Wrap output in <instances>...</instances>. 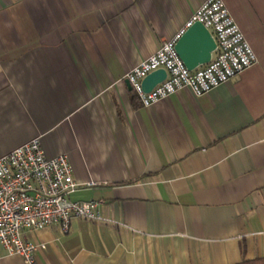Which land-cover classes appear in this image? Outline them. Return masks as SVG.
Masks as SVG:
<instances>
[{"label":"crops","instance_id":"1","mask_svg":"<svg viewBox=\"0 0 264 264\" xmlns=\"http://www.w3.org/2000/svg\"><path fill=\"white\" fill-rule=\"evenodd\" d=\"M221 1L256 63L142 107L125 74L205 0H0V157L38 137L111 221L24 232L37 264H264V0Z\"/></svg>","mask_w":264,"mask_h":264},{"label":"built area","instance_id":"2","mask_svg":"<svg viewBox=\"0 0 264 264\" xmlns=\"http://www.w3.org/2000/svg\"><path fill=\"white\" fill-rule=\"evenodd\" d=\"M193 22L201 23L215 43L210 61L188 71L174 50L177 38L162 42L153 55L124 76L142 107L151 106L184 88L194 96H202L256 63L255 54L221 0H205L187 27ZM156 70L165 72L164 80L144 93L141 81ZM79 187L73 180L67 156H45L38 137L1 156L0 258L17 255L24 264H37L35 253L45 246L26 242L23 239L26 231L57 225L66 232L73 219L111 222L100 212L101 201L70 199Z\"/></svg>","mask_w":264,"mask_h":264},{"label":"water","instance_id":"3","mask_svg":"<svg viewBox=\"0 0 264 264\" xmlns=\"http://www.w3.org/2000/svg\"><path fill=\"white\" fill-rule=\"evenodd\" d=\"M215 43L207 29L199 22L191 23L176 39L174 50L180 61L188 71L210 61ZM165 78L163 70H156L148 74L141 81L144 93L150 92ZM129 86L128 82H125ZM130 89V87H129Z\"/></svg>","mask_w":264,"mask_h":264},{"label":"trees","instance_id":"4","mask_svg":"<svg viewBox=\"0 0 264 264\" xmlns=\"http://www.w3.org/2000/svg\"><path fill=\"white\" fill-rule=\"evenodd\" d=\"M134 98H135V96L132 97V99H134ZM239 264H263V261L260 259H255L253 261H242Z\"/></svg>","mask_w":264,"mask_h":264}]
</instances>
